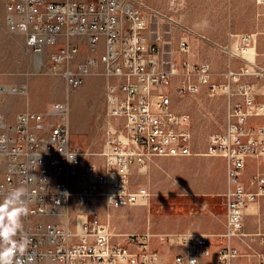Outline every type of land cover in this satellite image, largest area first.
I'll use <instances>...</instances> for the list:
<instances>
[{
  "label": "built area",
  "instance_id": "built-area-1",
  "mask_svg": "<svg viewBox=\"0 0 264 264\" xmlns=\"http://www.w3.org/2000/svg\"><path fill=\"white\" fill-rule=\"evenodd\" d=\"M0 5L10 31L25 38L26 52L42 65L49 61L50 72L67 90L66 101L44 112H21L12 124L0 112V202L23 188L16 206L26 209L19 214L26 227L16 230L14 244L0 240V252L12 248L13 264H233L237 259L261 264L264 253L247 245L253 254H242L229 233L234 224L243 231L245 213L264 198V66L245 56L256 47L258 33L230 32L225 42L215 41L142 0H0ZM196 43L225 59L223 82H216L210 61H193ZM83 47L89 51L84 60ZM94 75L105 83L102 168L71 145L69 98ZM176 79L180 94L205 89L227 100L225 129L210 138L204 154L227 166V231L217 253L207 235L117 234L100 218L102 201L109 209L149 206L152 193L134 187L135 170L147 172L157 158L195 155L191 118L178 113L172 99ZM12 92L26 94L25 88ZM117 129H128L129 140H120ZM245 237L242 232L240 240Z\"/></svg>",
  "mask_w": 264,
  "mask_h": 264
},
{
  "label": "rangeland",
  "instance_id": "rangeland-1",
  "mask_svg": "<svg viewBox=\"0 0 264 264\" xmlns=\"http://www.w3.org/2000/svg\"><path fill=\"white\" fill-rule=\"evenodd\" d=\"M142 1L166 17L218 39L223 36L225 40L230 32L258 33L255 51H251L249 55L251 57L256 55L257 63L264 66V5L258 6L255 0ZM225 1L227 4H224ZM173 33L174 41L171 48L176 50L178 30L175 26H173ZM100 52H102V46ZM88 55L87 47H83L81 59H86ZM203 59L210 63L212 61V67L217 74L216 82H223V77L219 75L224 69L225 59L217 51L202 47L196 51L193 61L198 62ZM234 64L236 67L240 65L239 62ZM50 69L49 61H45L42 65L26 52L25 38L23 35L10 31L6 23L4 8L0 5V85L5 89V93L0 94V112L8 123H14L16 116L26 110L44 112L53 103L67 100V90L63 79L52 74ZM179 82L178 79L174 81L171 89L172 99L176 111L180 114H187L191 118L192 150L195 154L191 158L197 159L194 165L182 166V170L195 173L196 176L189 177V182L197 177L204 182L209 177L211 183H216L218 182V168L209 166L205 159L200 158L207 157L204 154L210 138L225 129L226 97L224 95L212 97L205 89L197 95H183L177 92ZM260 83L264 85V79ZM14 88H25L26 94H14L12 92ZM69 102L71 105V145L91 154L87 162L102 168L104 160L100 154L104 151L106 140L103 78L95 75L88 77L84 85L71 95ZM250 171H252L251 168ZM151 179L154 180L156 186L151 187L152 199L149 206L109 209L105 201L99 205L100 218L110 223L117 234L147 231L172 232L183 226L182 219L186 215L189 216L199 211L188 186L183 190L182 198L166 194L168 191L160 186V177H151L148 170L144 173L135 171L132 177L135 188L148 187ZM189 185L192 184L189 183ZM3 203L0 202V205ZM113 212L116 213L115 218ZM16 222L18 224L16 230L26 227L20 215L16 217ZM3 223H8L6 215ZM130 229H135V231ZM242 232L249 236L241 240L239 235L234 238L242 254H253L250 248L257 253H264V198L252 205L245 213L243 231L237 230L238 234ZM157 249L163 251V247L158 246ZM164 250L174 253L168 247H164ZM253 261L256 260L253 259Z\"/></svg>",
  "mask_w": 264,
  "mask_h": 264
},
{
  "label": "crops",
  "instance_id": "crops-1",
  "mask_svg": "<svg viewBox=\"0 0 264 264\" xmlns=\"http://www.w3.org/2000/svg\"><path fill=\"white\" fill-rule=\"evenodd\" d=\"M224 4H227V2L225 1ZM189 28L201 33L200 31L196 30L194 27H189ZM204 35L219 42H225L228 38L227 36V38L223 40V36L218 39L212 35H208V34H204ZM202 47L203 46L197 43L195 44L196 51H198ZM262 87L264 88V85H262ZM200 159H205L209 166L218 168L219 170L217 175L218 182L211 183L209 177L206 178L204 182L201 181L198 177L195 178L192 182L188 181L189 177L194 176L195 173L194 172L188 173L187 171H183L182 166L194 165L197 160L194 157L158 158L154 160L152 164H150L148 171L151 177L154 176L160 177L161 179L160 186L168 191L166 194L183 198L184 196L183 190H185V187L188 186L189 192L192 193L191 195L193 196V199L196 200L197 202L196 206L199 209L197 213H194L189 216L186 215L182 219V223H183L182 227H179L172 232H160L156 234L162 233V234L170 235V234H183V233L191 232V233L207 235L211 237V249L213 253H217L225 243V241L221 240L220 237L226 231V227H225L226 208H225V200L223 195L225 194L227 187V179H226L227 166H226V161L220 158L203 157ZM153 179H151L150 182H148L147 188L150 191L152 186L154 188L156 186ZM189 183H191L192 185L190 186ZM113 217L114 218L116 217V213L114 212H113ZM238 229L239 231L242 230L241 224L239 225ZM130 230L135 231V229H130ZM234 245L238 247L236 241L234 242ZM245 262L246 260L244 259H237L233 262V264H244Z\"/></svg>",
  "mask_w": 264,
  "mask_h": 264
},
{
  "label": "clouds",
  "instance_id": "clouds-1",
  "mask_svg": "<svg viewBox=\"0 0 264 264\" xmlns=\"http://www.w3.org/2000/svg\"><path fill=\"white\" fill-rule=\"evenodd\" d=\"M23 193V188L14 189L11 193H9L3 205H0V240H3L5 244L15 243L11 238L13 235H15L16 228L18 227L16 217L21 212H26V209L16 206L18 202H21ZM9 209H11V211H8ZM5 215L8 218L7 224L3 223ZM24 249L25 245L21 243L19 246V251L23 253ZM14 255L15 251L12 248H4V250L0 252V264H13L11 257ZM17 264H22V262L18 261Z\"/></svg>",
  "mask_w": 264,
  "mask_h": 264
},
{
  "label": "bare ground",
  "instance_id": "bare-ground-1",
  "mask_svg": "<svg viewBox=\"0 0 264 264\" xmlns=\"http://www.w3.org/2000/svg\"><path fill=\"white\" fill-rule=\"evenodd\" d=\"M255 51V48L250 49L249 51H247L246 53V57L249 58L250 60L255 59V56H250L249 53L251 51ZM117 136H120V140H129V130L128 129H122V130H118L117 131ZM238 225L239 224H234V226H229V233H231V239H234L235 237L242 236V234H238L237 230H238ZM226 231H227V223H226ZM246 236H249L248 234H246ZM261 264H264V259H261Z\"/></svg>",
  "mask_w": 264,
  "mask_h": 264
}]
</instances>
